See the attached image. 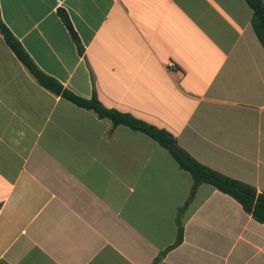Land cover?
<instances>
[{"label": "crops", "instance_id": "0c3cea01", "mask_svg": "<svg viewBox=\"0 0 264 264\" xmlns=\"http://www.w3.org/2000/svg\"><path fill=\"white\" fill-rule=\"evenodd\" d=\"M0 13L64 88L264 193V44L245 0H0ZM192 185L147 135L39 85L0 34V264H264V224L210 185L189 199Z\"/></svg>", "mask_w": 264, "mask_h": 264}, {"label": "trees", "instance_id": "16d2710c", "mask_svg": "<svg viewBox=\"0 0 264 264\" xmlns=\"http://www.w3.org/2000/svg\"><path fill=\"white\" fill-rule=\"evenodd\" d=\"M253 10V26L257 35L264 44V2L263 0H245ZM59 16L66 26L72 40L76 44L80 53L83 52V46L80 38L75 31L68 13L65 10L58 11ZM0 34L3 36L6 44L23 64L28 73L34 80L46 90L56 96H61L76 106L93 111L100 119L110 120L113 127L126 126L130 129L141 132L163 148L168 150L179 167L190 173L193 185L190 194L191 199L201 185H210L216 190L229 195L239 202L243 209L259 223L264 224V193H257L256 189L241 183L237 180L225 177L207 167L196 162L188 154L182 151L176 144L174 137L165 130L158 129L142 120L133 117L130 114L119 112L115 109H108L94 95L91 99L79 97L64 88V86L55 78L44 73L26 52L22 44L12 34L2 20L0 13ZM183 239V227L179 226L178 243Z\"/></svg>", "mask_w": 264, "mask_h": 264}, {"label": "built area", "instance_id": "2783aa9c", "mask_svg": "<svg viewBox=\"0 0 264 264\" xmlns=\"http://www.w3.org/2000/svg\"><path fill=\"white\" fill-rule=\"evenodd\" d=\"M170 66L174 67V66H175V64H174V63H171V64H170Z\"/></svg>", "mask_w": 264, "mask_h": 264}]
</instances>
